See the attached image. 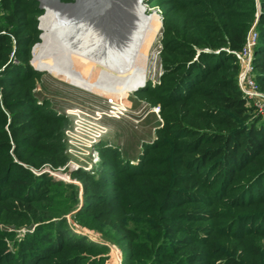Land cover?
Instances as JSON below:
<instances>
[{"label":"rangeland","instance_id":"obj_1","mask_svg":"<svg viewBox=\"0 0 264 264\" xmlns=\"http://www.w3.org/2000/svg\"><path fill=\"white\" fill-rule=\"evenodd\" d=\"M197 1L36 0L38 39L30 46L28 58L36 72L28 73V78L32 105L52 109L57 117V121L50 123L53 130L48 135L37 131V136H49L55 149L41 151L31 148L26 141L14 143L9 116L2 124L10 142L7 163L20 164L31 174H15L21 189L0 199V255L5 264H20L26 253L39 258L38 248H26L23 244L32 232L44 233L52 226L63 231L73 243L81 238L85 244L74 243L72 250L84 254L85 260L93 257L95 264H161V250L166 244L172 251L173 246H179V253L191 246L198 248L192 233L178 230V223L187 229L214 228V232L205 229L203 236L221 242L225 248L244 236L245 246L252 249L253 245L264 255V223L251 218L264 212V202L239 205L240 184L245 182V175H237L229 185L218 180L208 193L211 199L189 203L206 207L211 202L214 210H228L227 217L183 221L178 217V201L167 211L160 202L153 208L143 200L106 204L107 197L120 190L123 177L133 179L130 173L143 165L141 160L152 157L154 164L161 163L164 151L151 148L150 144L161 138L158 130L163 124L164 20L166 17L169 26L185 28L183 24L193 20L194 12L201 8L195 5ZM209 1L218 2L225 20L234 27H244L245 34L257 31L256 22L264 12L262 0ZM6 23V13L0 7V31L12 29L13 25L8 24L5 29ZM158 27L149 52L147 77L139 84L135 79L145 62L144 49L151 44V31ZM8 61L22 60L11 53ZM45 63L47 67H41ZM53 66L63 70L54 73L57 68ZM255 73L252 68L253 77ZM64 76L85 79L98 90ZM254 80L260 87L257 77ZM132 85L139 87L127 91ZM246 106L249 118L264 120L252 100L247 99ZM26 133L18 134L21 140ZM151 165L148 162L147 166ZM13 184L6 183L7 187H14ZM111 206L115 207L114 212L109 211ZM163 216H168L174 229L160 227L167 224L163 223ZM237 216L250 220L244 219L243 230L232 228L227 235L221 228ZM251 252L245 250L242 257H251ZM205 259L214 264L222 262L221 257L210 252Z\"/></svg>","mask_w":264,"mask_h":264},{"label":"trees","instance_id":"obj_2","mask_svg":"<svg viewBox=\"0 0 264 264\" xmlns=\"http://www.w3.org/2000/svg\"><path fill=\"white\" fill-rule=\"evenodd\" d=\"M262 2L264 6V0ZM216 3L209 0L195 2L201 8L194 12L193 20L183 24L185 28L169 26L165 17L161 47V77L166 80L162 96L163 124L158 130L161 138L150 144L151 148H161L164 155L161 163L157 164L151 161L152 157L141 160L143 165L130 173L133 179L123 177L120 190L108 196L106 204L111 205L118 200H143L142 203L153 208L160 202L162 209L167 211L178 201L181 206L178 217L183 221L209 220L216 215L227 217L230 215L228 210H214L215 205L211 202H207L209 206L206 207L189 203L211 199L208 193L218 180L229 185L239 174L246 178L240 184L242 202L239 205L264 202V120L249 118L247 98L238 85L239 63L232 51L242 48L247 33L244 27L237 28L227 22ZM0 7L6 13L5 29L13 25L7 32L0 31L2 199L8 192L21 189L17 187L19 176L15 174L24 171L31 176L22 165L12 161L7 163L10 142L8 131L2 124L9 116L14 143L26 141L31 148L49 151L55 149L54 144L48 141L50 137L37 136V131L48 135L53 130L50 123L57 121V117L52 109L32 105L28 73H35L36 70L29 64L28 58L30 46L38 39L36 0H0ZM256 28L252 65L256 71L254 77L261 83L260 87L257 86L264 92V12L259 16ZM11 53L22 61H8ZM23 69L26 71L21 74ZM25 132L28 133L21 140L18 134ZM148 162L162 166L149 167ZM7 181H12L15 186L7 187ZM113 208L111 206L109 211L114 212ZM241 218L237 216L221 229L227 235L232 228L243 230L245 217ZM251 218L253 222L264 223V212H258ZM163 220L167 224H160V227L168 231L174 229L168 216H163ZM249 220L246 217L245 221ZM53 227L44 233L29 234L23 245L38 248L40 257L26 253L20 264H95L93 257L85 260L84 254L74 252L72 244L75 242L68 240L59 228ZM177 227L178 230L191 232L192 241H198L199 246H191L190 250L185 248L179 253V246H173L172 251L166 244L161 250V264H214L205 259L209 252L221 257L222 262L216 264H264V255L253 245L252 249L245 246L244 236L238 237V242L232 247L225 248L221 242L203 236L205 229L214 232L210 226H200V230L187 229L178 223ZM76 239L75 244H85L81 238ZM245 250H252V256L242 257ZM0 264H5L3 255H0Z\"/></svg>","mask_w":264,"mask_h":264},{"label":"built area","instance_id":"obj_3","mask_svg":"<svg viewBox=\"0 0 264 264\" xmlns=\"http://www.w3.org/2000/svg\"><path fill=\"white\" fill-rule=\"evenodd\" d=\"M256 40L257 32L249 30L242 48L234 51V54L240 67L237 77L239 88L248 100H252L255 103L264 118V92L258 88L252 74V50ZM111 103H115V100Z\"/></svg>","mask_w":264,"mask_h":264},{"label":"bare ground","instance_id":"obj_4","mask_svg":"<svg viewBox=\"0 0 264 264\" xmlns=\"http://www.w3.org/2000/svg\"><path fill=\"white\" fill-rule=\"evenodd\" d=\"M65 24H67L68 22L66 21V22H64ZM64 24V25H65ZM159 27H160V25H159ZM159 27L158 28H156L155 30H152L151 31V33H150V35H149V40H150V43L151 44H149L147 47H146V49H144L146 52L144 53V58H145V62H144V64H143V66L139 69V76H138V78H136L135 79V81H137V83H141L143 80H144V78L145 77H147L146 76V74H145V72H146V69H147V63H149L148 61H149V52H150V50H151V48H152V45H153V43H154V41H155V39H156V35H157V33H158V31H159ZM153 55V54H152ZM153 61V60H152ZM155 63V62H154ZM51 65V64H50ZM55 65V64H54ZM140 66V65H139ZM41 67H47L46 66V63H45V65H42ZM54 67V66H53ZM53 67H50V68H53ZM56 67V66H55ZM54 67V68H55ZM57 68V67H56ZM60 70H63V69H61V68H57V70H55L54 69V71H52V72H54V73H58V72H61ZM151 73V72H150ZM59 74V73H58ZM64 77H66V78H68V79H71L72 81H74V82H76V83H79V85H84V86H86V87H89L90 89H92V90H98V89H96V86L94 85H90V83L89 82H87V81H85V79H76V78H71V77H68V76H64ZM134 85V84H133ZM132 85V87H130V88H128V90L127 91H132V90H134V89H136V88H138L137 86L135 87V86H133ZM80 87V86H79ZM106 95V94H105ZM114 100H111L110 102H113ZM116 102V101H115ZM117 103V102H116ZM120 106V105H119Z\"/></svg>","mask_w":264,"mask_h":264}]
</instances>
